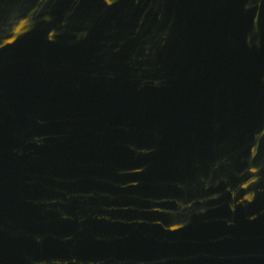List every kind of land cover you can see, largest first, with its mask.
Segmentation results:
<instances>
[{"label": "water", "instance_id": "95a60500", "mask_svg": "<svg viewBox=\"0 0 264 264\" xmlns=\"http://www.w3.org/2000/svg\"><path fill=\"white\" fill-rule=\"evenodd\" d=\"M0 264H264V0H0Z\"/></svg>", "mask_w": 264, "mask_h": 264}]
</instances>
